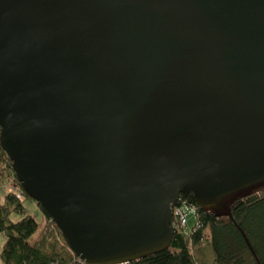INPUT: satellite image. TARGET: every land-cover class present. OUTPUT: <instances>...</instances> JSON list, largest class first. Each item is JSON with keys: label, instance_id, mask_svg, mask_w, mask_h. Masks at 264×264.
I'll use <instances>...</instances> for the list:
<instances>
[{"label": "water", "instance_id": "obj_1", "mask_svg": "<svg viewBox=\"0 0 264 264\" xmlns=\"http://www.w3.org/2000/svg\"><path fill=\"white\" fill-rule=\"evenodd\" d=\"M0 130L79 259L165 251L264 189V0H0Z\"/></svg>", "mask_w": 264, "mask_h": 264}, {"label": "trees", "instance_id": "obj_2", "mask_svg": "<svg viewBox=\"0 0 264 264\" xmlns=\"http://www.w3.org/2000/svg\"><path fill=\"white\" fill-rule=\"evenodd\" d=\"M0 168L13 177L23 196L20 199L17 193L0 187V234L10 236L2 253L5 263L81 264L45 209L24 192L1 144ZM28 201L38 206L50 224L39 245L32 248L24 242L37 226L26 206ZM182 205L197 209L192 230L183 234L174 229L169 249L131 264H264V189L236 200L226 218L201 210L192 195L181 194L177 206Z\"/></svg>", "mask_w": 264, "mask_h": 264}, {"label": "rangeland", "instance_id": "obj_3", "mask_svg": "<svg viewBox=\"0 0 264 264\" xmlns=\"http://www.w3.org/2000/svg\"><path fill=\"white\" fill-rule=\"evenodd\" d=\"M0 187L5 188L8 191H12L13 187V177L9 176L6 173H3V170L0 168ZM26 206L30 211V214L36 219L37 226L32 230L29 235L24 239V242L28 247L32 248L41 242L43 235L50 230V224L44 218L43 213L39 210L38 206L32 204L31 202H26ZM189 226L188 230L192 229L197 220L195 215H189ZM15 220H18L20 217L13 216ZM10 236L7 234H0V264H6L5 260L2 258V253L4 252L6 244L9 242Z\"/></svg>", "mask_w": 264, "mask_h": 264}, {"label": "built area", "instance_id": "obj_4", "mask_svg": "<svg viewBox=\"0 0 264 264\" xmlns=\"http://www.w3.org/2000/svg\"><path fill=\"white\" fill-rule=\"evenodd\" d=\"M13 192L18 194V197L20 199H23V196L21 194V190L18 184L15 183L13 179V187L11 189ZM173 219L172 220V228L173 231L176 229L178 232L183 233V234H188L190 230H188L189 226V215H197V209L194 207H188L186 205L182 206H175L173 208ZM54 223V222H53ZM81 264H86L84 261L80 259Z\"/></svg>", "mask_w": 264, "mask_h": 264}]
</instances>
